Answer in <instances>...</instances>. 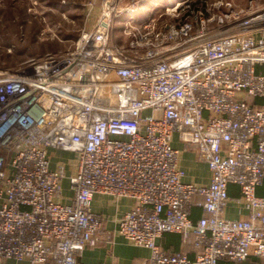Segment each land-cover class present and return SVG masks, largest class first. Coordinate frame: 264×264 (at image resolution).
<instances>
[{"label": "built area", "instance_id": "1", "mask_svg": "<svg viewBox=\"0 0 264 264\" xmlns=\"http://www.w3.org/2000/svg\"><path fill=\"white\" fill-rule=\"evenodd\" d=\"M104 2L87 0L86 18ZM130 6L114 0L65 50L0 66V264H85L83 250L112 237L95 193L133 200L117 232L149 249L143 264L264 258V102L247 100H264V5L169 23H137ZM122 10L124 43L112 31ZM174 134L208 183L183 181ZM57 151L70 155L54 161ZM231 199L246 217H225ZM165 233L193 256L163 249Z\"/></svg>", "mask_w": 264, "mask_h": 264}, {"label": "rangeland", "instance_id": "2", "mask_svg": "<svg viewBox=\"0 0 264 264\" xmlns=\"http://www.w3.org/2000/svg\"><path fill=\"white\" fill-rule=\"evenodd\" d=\"M87 0H0V66L14 68L22 61L46 52L65 50L74 45L81 31L92 28L97 14L86 18ZM250 0H116L119 9L128 5L137 18H154L157 22H174L190 10L205 15L225 12L231 8H246ZM253 6H263L264 0H251ZM190 4L189 7H183ZM178 6V7H177ZM178 8L181 15H177ZM181 8V9H179ZM99 14V13H98ZM128 17L122 10L113 17V36L125 40L123 27ZM264 72V64L257 66ZM149 110L145 112L147 115ZM70 153L57 151L54 161L66 159ZM70 168L72 166L70 164ZM69 192L68 178L63 180Z\"/></svg>", "mask_w": 264, "mask_h": 264}, {"label": "crops", "instance_id": "3", "mask_svg": "<svg viewBox=\"0 0 264 264\" xmlns=\"http://www.w3.org/2000/svg\"><path fill=\"white\" fill-rule=\"evenodd\" d=\"M134 20L137 23L147 20L148 18H137L134 14ZM129 18V15L127 19ZM126 19V20H127ZM125 21V20H124ZM123 42L121 40H118ZM252 102H264L263 99L251 98ZM172 146L180 150L179 165L184 170L183 181L195 183H208L210 180V171L205 162L200 160L196 151L189 146H185L174 134ZM55 164L53 163V166ZM230 195L237 196L239 190L236 185H229ZM257 193L264 195V182L257 188ZM70 192L66 191V196ZM133 205V200L128 197L115 199L110 195L95 193L92 198V209L103 217V227L111 233V239L101 238L95 246L86 247L79 259L85 264H98L100 262H113L117 264H143V261L149 256V249L143 246H137L124 238L117 232L118 219ZM238 204L230 200L225 209L224 215L227 218L239 219L247 216V210L239 211ZM195 218L198 217L200 210L194 208ZM157 242L163 249L170 252L184 251L189 256H193L194 248L184 240L183 236L178 233H165L157 239ZM22 264H27L23 262Z\"/></svg>", "mask_w": 264, "mask_h": 264}, {"label": "trees", "instance_id": "4", "mask_svg": "<svg viewBox=\"0 0 264 264\" xmlns=\"http://www.w3.org/2000/svg\"><path fill=\"white\" fill-rule=\"evenodd\" d=\"M247 100L249 103H254L251 101V97H248ZM193 215H194V217H196L194 214V211H193ZM221 264H264V258L252 256V257L247 258L246 260H244L240 263H234V262H231L228 260H222Z\"/></svg>", "mask_w": 264, "mask_h": 264}, {"label": "water", "instance_id": "5", "mask_svg": "<svg viewBox=\"0 0 264 264\" xmlns=\"http://www.w3.org/2000/svg\"><path fill=\"white\" fill-rule=\"evenodd\" d=\"M113 2H114V0H105V2L103 3V5H102V7H101V11L99 12V14H98V16H97V19H96L94 25L92 26V28H91L89 34H91V33L95 30V28H96V26H97V21H98V19L103 15L104 12H106V11L109 10V8H110L111 5L113 4Z\"/></svg>", "mask_w": 264, "mask_h": 264}]
</instances>
